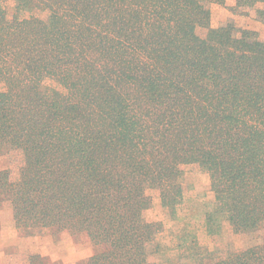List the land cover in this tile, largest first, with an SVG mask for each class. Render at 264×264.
Returning <instances> with one entry per match:
<instances>
[{
  "label": "trees",
  "instance_id": "obj_1",
  "mask_svg": "<svg viewBox=\"0 0 264 264\" xmlns=\"http://www.w3.org/2000/svg\"><path fill=\"white\" fill-rule=\"evenodd\" d=\"M227 1L0 0V155L23 158L0 199L17 229L86 234L81 264H159L147 191L173 209L186 167L235 232L264 226V40L211 25L213 4L264 23V0ZM215 264H264V244Z\"/></svg>",
  "mask_w": 264,
  "mask_h": 264
},
{
  "label": "rangeland",
  "instance_id": "obj_2",
  "mask_svg": "<svg viewBox=\"0 0 264 264\" xmlns=\"http://www.w3.org/2000/svg\"><path fill=\"white\" fill-rule=\"evenodd\" d=\"M227 3L229 7L233 0H228ZM3 5L11 14L14 3L6 1ZM229 22L239 28L257 32L264 40V23L257 20L254 13L232 15L227 7L211 5L213 28L221 27ZM48 84L50 83H46ZM22 163L23 158L19 151L0 155V171L10 170L13 179L17 178ZM181 185L183 195L173 209L163 207L158 190L147 191L152 199V206L146 212V219L162 225L156 242L158 248H151L153 258L159 264H184L188 258L196 254H199L207 264H215L231 253L243 251L256 244H264V226L253 233H237L222 220L216 198L211 191L208 173L197 167H186L181 178ZM13 229L17 228L13 220L11 204L0 199V264L24 262L31 254L42 256V248L46 253V246L52 247L51 250H53V252L48 250L51 262H53L52 259L60 258V254L54 248L56 242L53 240L57 231L22 230L16 234L11 233ZM68 236L73 240L65 243L69 245L72 242L71 248H75L74 245H76V252H85L91 244L88 236L81 234Z\"/></svg>",
  "mask_w": 264,
  "mask_h": 264
},
{
  "label": "crops",
  "instance_id": "obj_3",
  "mask_svg": "<svg viewBox=\"0 0 264 264\" xmlns=\"http://www.w3.org/2000/svg\"><path fill=\"white\" fill-rule=\"evenodd\" d=\"M19 232H22V230L13 229V231H11V233H16V234H19ZM69 234L71 233L67 231L57 232L55 238L53 239L54 242H56L54 243V246H55L54 248L56 252L60 254L59 259L58 258L52 259L53 262H51L50 257H49V251L53 252V250H51L52 247L48 248L46 246V253L44 252L42 248L43 252L41 254L45 262L44 264H81L84 260L96 254L97 248L92 243L89 245V248L85 250V252L84 251L76 252V249H75L77 247L76 245H74L75 248H71L70 244L72 245V242L69 245L65 243L68 240H71V241L73 240L71 239V237L68 236ZM81 235L87 236L86 234H81Z\"/></svg>",
  "mask_w": 264,
  "mask_h": 264
}]
</instances>
